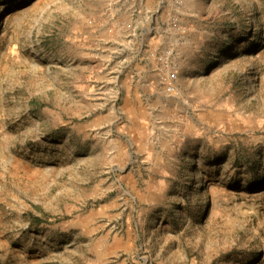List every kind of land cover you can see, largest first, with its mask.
I'll list each match as a JSON object with an SVG mask.
<instances>
[{"label": "rangeland", "instance_id": "obj_1", "mask_svg": "<svg viewBox=\"0 0 264 264\" xmlns=\"http://www.w3.org/2000/svg\"><path fill=\"white\" fill-rule=\"evenodd\" d=\"M0 264H264V0H0Z\"/></svg>", "mask_w": 264, "mask_h": 264}]
</instances>
